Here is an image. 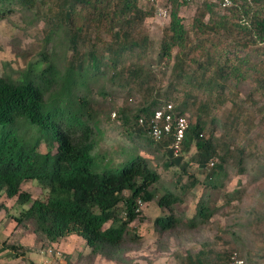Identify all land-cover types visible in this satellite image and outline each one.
I'll return each instance as SVG.
<instances>
[{
	"label": "trees",
	"instance_id": "obj_1",
	"mask_svg": "<svg viewBox=\"0 0 264 264\" xmlns=\"http://www.w3.org/2000/svg\"><path fill=\"white\" fill-rule=\"evenodd\" d=\"M168 1L171 4L169 24L155 60L158 66L166 68L172 59L173 77L164 93L153 94L155 89L147 83L154 75V68L143 64L123 67L127 52L137 57L135 50L139 49L144 54L145 43L138 48L139 41L131 37L130 32L152 16V7L147 10V5L138 0H0V19L14 11H35L34 15L39 16L40 7L44 6L49 28L46 41L61 35L72 50V58L63 68L42 53L16 78L0 76V195L15 199V204L21 208L30 204L13 218L18 224H30L40 241L54 244L67 237H77L84 242L89 256L129 264L127 246L140 243V237L130 228L134 221L143 219L140 205L154 201L160 211H167L153 221L160 237L173 233L179 226L195 228L212 218L214 210L203 200L197 203L189 219L174 213L175 207L183 201L184 192L198 184L195 178L181 185L182 177L176 175L174 186L164 187L158 169L140 154H127L117 166L102 164L103 159L99 160L102 155L97 154L99 114L110 115L109 111L94 106L96 95L89 89V76L98 73L104 75L113 71L111 80L143 91L144 102L134 113L132 110L120 113L122 126L129 129L132 139L134 134L144 136L153 148L166 149L164 170L177 166L185 171L183 157L192 148L195 153L191 160L202 170L218 156L220 140L205 135L209 122L214 120L213 108L223 107L227 101L232 103L223 117L224 125L230 130L238 129L241 119L246 130L254 124L251 112L226 93L231 88L228 81L235 76L223 48H217L220 45L217 39L220 33L228 31V16H233L235 28L248 36L246 43L261 54L252 65L250 75L241 70L240 64L234 71L241 78L250 76L255 90L264 94V17L255 14L263 0H251V4L224 11L228 16L217 17L216 22L210 19L218 5L205 2L193 19L191 32L185 29L179 16L180 7L190 0ZM78 12L84 19L82 24L73 17ZM211 36L214 42L209 40ZM192 37L197 38L196 45H190ZM116 41L119 47L114 46ZM104 42L110 44L101 49L102 53H97L99 44ZM88 45L90 48L82 54L81 48ZM245 46L241 43V50ZM174 49L181 52L172 57ZM197 50L199 58L196 59ZM87 60L88 66L85 65ZM182 82L200 91L201 96L191 91L182 102H175V106L170 89L177 90ZM250 97L244 104L259 107ZM167 104H172L175 114L185 116L188 121L177 156L169 148L172 135L158 142L149 135V119ZM256 111L263 122L262 109ZM188 113L194 122H190ZM141 118L143 124H139ZM222 144L227 158L230 145ZM42 146L44 153L40 152ZM236 152L237 164L241 165L243 150L236 149ZM221 170L222 166L218 165L205 176L212 188H217L214 178ZM34 181L46 193L44 198L32 199L30 192L23 190L24 185ZM233 198V194L230 195L229 201ZM0 210L7 214L5 205L0 204ZM213 252L202 248L195 253L177 255V264H203ZM232 253H215L213 264H227Z\"/></svg>",
	"mask_w": 264,
	"mask_h": 264
},
{
	"label": "rangeland",
	"instance_id": "obj_2",
	"mask_svg": "<svg viewBox=\"0 0 264 264\" xmlns=\"http://www.w3.org/2000/svg\"><path fill=\"white\" fill-rule=\"evenodd\" d=\"M205 2L215 5L211 0H190L189 3L180 7L179 16L186 30L191 32L193 19L198 11L203 9ZM150 7L153 9L152 16L138 23L130 32L131 37L139 41L138 48L145 43L144 54L139 49L135 50L137 57L130 51L127 52L123 67L143 64L154 68V75L147 84L155 89L153 92L155 94L164 93L173 77L172 59L167 62L166 68L158 66L155 60L162 36L169 24L168 14L171 4L168 0H158V3L147 5L145 8L148 10ZM256 11L255 14L259 18L264 17V0L257 5ZM34 12L14 11L0 19V76L16 78L29 62L42 53L60 68L67 65L72 58V50L61 35H54L46 41L49 28L44 6L40 7L39 16H35ZM213 13L210 19L213 22L219 20L217 17L227 15L218 6L214 7ZM73 17L77 23L82 24L84 21L80 12ZM207 19L204 21L207 22ZM228 23V31L220 33L217 39V42H220L217 48H223L228 56L231 73L235 76V79L231 77L228 81L231 88L226 93L236 103L251 112L255 121L250 130H246L247 127L242 119L238 129L230 130L224 125L223 117L232 103L227 101L223 107L213 108L211 115L214 120L212 123L209 122L205 135L206 137L213 135L215 139L220 140V143H218V156L211 160L213 166L208 165L205 170L200 169L196 162L191 160L195 153L194 148L183 157L185 171L177 166L164 170L162 162L166 159V155H163L166 149L153 148L144 136L134 134L132 139L129 129L122 126L123 119L120 113L122 111L128 113L130 110L133 112L138 108L144 102L143 91L123 87L121 83L111 80L113 71L106 72L104 75L98 73L88 78L89 89L96 95L94 106L110 113L108 116L99 114L100 127L96 141L97 154L102 155L99 159H103L102 164L107 162L106 166L107 164L117 166L127 154H140L148 159L151 166L158 169L164 187H173L176 175L182 177L181 185L191 178L198 181L193 189L184 192L182 203L174 209L175 215L182 219L191 218L197 203L201 200L208 201L209 206L214 210L209 222L195 228L179 226L173 233L160 237L154 230L153 221L158 215L166 214L167 211H160L154 201L140 205L143 219L136 220L130 225L133 233L140 237V243L127 246L126 256L129 264H177V255L195 253L202 248L214 251L213 256L203 264H213L215 253L222 252H237L245 257L249 264H264V121L261 122V115L256 111L261 108L263 112L261 114H264V94L255 90V84L250 76L241 78L234 71V68L240 64L241 70L250 75L252 65L261 58V54L250 43H246L248 36L235 28L233 16H228ZM209 40L214 42V37H209ZM190 41V45H196L198 42L197 38L193 37ZM117 42H114V46L119 47L120 43ZM108 43H100L96 52L102 53L101 49ZM241 43L246 45L242 50ZM89 48V45L81 48V53L85 54ZM178 51L174 49L171 53L172 57ZM195 57L199 58V50ZM88 64L87 60L85 65L88 66ZM175 89L177 90L170 89L175 106L190 95L191 91L201 96L200 91L191 89L183 82ZM249 97L250 101L257 102L259 107L255 109L252 104H244ZM112 113H116L117 120L111 119ZM187 115L190 116L189 113ZM189 118L190 122H194L193 117ZM222 142L230 145L231 152L227 158ZM236 149L243 150L241 165L237 164V158H235L238 155ZM40 152H45L44 146L41 147ZM218 165L222 166V170L214 178L217 188H212L205 176ZM118 168L119 166L116 169ZM23 190L30 192L32 199L44 198L46 194L35 184V181L24 185ZM232 194L234 198L229 201V196ZM0 204L8 209L7 214L5 210H0V263L117 264L100 256H89L84 242L77 237H67L54 244L40 241L33 234L30 224H18L13 218L17 217L22 209H27L29 203L21 208L15 204V199H6L2 194ZM10 247H14L13 250Z\"/></svg>",
	"mask_w": 264,
	"mask_h": 264
},
{
	"label": "built area",
	"instance_id": "obj_3",
	"mask_svg": "<svg viewBox=\"0 0 264 264\" xmlns=\"http://www.w3.org/2000/svg\"><path fill=\"white\" fill-rule=\"evenodd\" d=\"M139 3L143 5H154L158 3V0H138ZM189 1V0H183ZM213 3L217 4L219 9L222 11H227L233 7H240L244 4H251V0H211ZM169 15V14H168ZM112 119L116 118V114L113 113ZM142 119L139 120L141 124ZM188 128L187 119L184 116H176L173 112V107L171 104L162 106L156 110L153 116L149 121V135L155 142L162 140L166 135H172L170 149L174 152V155L177 156L182 141L184 139L185 131ZM213 163H211V166ZM140 203V202H139ZM43 264H50V262H45ZM227 264H246L245 260L237 253L233 252Z\"/></svg>",
	"mask_w": 264,
	"mask_h": 264
},
{
	"label": "clouds",
	"instance_id": "obj_4",
	"mask_svg": "<svg viewBox=\"0 0 264 264\" xmlns=\"http://www.w3.org/2000/svg\"><path fill=\"white\" fill-rule=\"evenodd\" d=\"M172 105V104H171ZM165 106V105H164ZM172 107H173V112L175 113V110H174V106L172 105ZM161 108V107H160ZM158 110V109H157ZM113 114V113H112ZM116 114V113H115ZM154 114V113H153ZM176 115V114H175ZM153 116V115H152ZM176 116H178V115H176ZM179 116H181V115H179ZM185 117V116H184ZM117 115H116V120H117ZM111 119H112V116H111ZM142 120H143V118H141ZM187 119V118H186ZM112 120H114V119H112ZM140 120V119H139ZM149 121H150V119H149ZM144 123V120H143V122L141 123V124H143ZM149 123V122H148ZM187 123H188V121H187ZM140 124V123H139ZM186 132V131H185ZM166 136H168V135H166ZM185 136V135H184ZM165 137V136H164ZM163 139V138H162ZM171 144V143H170ZM211 163H213L212 161H210V163H209V165L211 166ZM213 166V165H212Z\"/></svg>",
	"mask_w": 264,
	"mask_h": 264
}]
</instances>
